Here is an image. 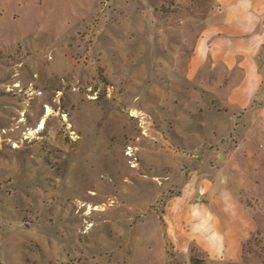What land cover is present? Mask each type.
Wrapping results in <instances>:
<instances>
[{"label": "rangeland", "instance_id": "obj_1", "mask_svg": "<svg viewBox=\"0 0 264 264\" xmlns=\"http://www.w3.org/2000/svg\"><path fill=\"white\" fill-rule=\"evenodd\" d=\"M217 5L0 0V264H264V80L243 108L240 68L189 66ZM184 214L253 220L240 261L176 250Z\"/></svg>", "mask_w": 264, "mask_h": 264}, {"label": "crops", "instance_id": "obj_2", "mask_svg": "<svg viewBox=\"0 0 264 264\" xmlns=\"http://www.w3.org/2000/svg\"><path fill=\"white\" fill-rule=\"evenodd\" d=\"M217 2V7L209 14L207 24L197 39L189 66L191 71L195 72L211 60L214 65L222 64L229 70L240 68L243 75L231 85L227 101L231 105L245 108L253 102L264 80L259 62L260 52L264 47V0ZM235 198V210L243 208L247 211L238 202L237 197ZM211 209L213 208L208 205L201 212L189 208V220L196 221L201 216V219L207 222L213 220L215 226L220 228L221 219ZM186 217L187 214L182 217L181 230L176 231L169 226V238L175 244L176 250H184L187 242L196 239L204 246L210 260L231 263L240 261L241 244L250 232L253 220L251 227H242L243 236L232 242L223 233L210 235L205 232L202 237H197L195 234L184 232Z\"/></svg>", "mask_w": 264, "mask_h": 264}, {"label": "bare ground", "instance_id": "obj_3", "mask_svg": "<svg viewBox=\"0 0 264 264\" xmlns=\"http://www.w3.org/2000/svg\"><path fill=\"white\" fill-rule=\"evenodd\" d=\"M51 111V109H50V107L48 108V112H50ZM30 133H32V132H30Z\"/></svg>", "mask_w": 264, "mask_h": 264}, {"label": "trees", "instance_id": "obj_4", "mask_svg": "<svg viewBox=\"0 0 264 264\" xmlns=\"http://www.w3.org/2000/svg\"><path fill=\"white\" fill-rule=\"evenodd\" d=\"M193 261H194V260H193ZM194 264H200V263L194 262Z\"/></svg>", "mask_w": 264, "mask_h": 264}]
</instances>
